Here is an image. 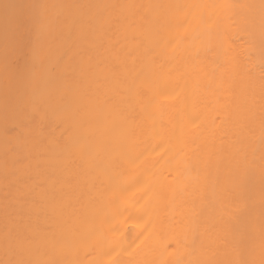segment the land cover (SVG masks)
I'll list each match as a JSON object with an SVG mask.
<instances>
[{
	"label": "bare ground",
	"instance_id": "1",
	"mask_svg": "<svg viewBox=\"0 0 264 264\" xmlns=\"http://www.w3.org/2000/svg\"><path fill=\"white\" fill-rule=\"evenodd\" d=\"M0 264H264V0H0Z\"/></svg>",
	"mask_w": 264,
	"mask_h": 264
},
{
	"label": "snow or ice",
	"instance_id": "2",
	"mask_svg": "<svg viewBox=\"0 0 264 264\" xmlns=\"http://www.w3.org/2000/svg\"><path fill=\"white\" fill-rule=\"evenodd\" d=\"M7 5H5V7H6Z\"/></svg>",
	"mask_w": 264,
	"mask_h": 264
}]
</instances>
